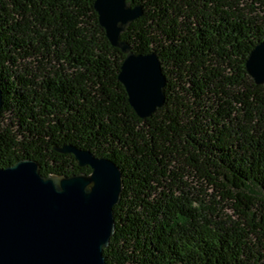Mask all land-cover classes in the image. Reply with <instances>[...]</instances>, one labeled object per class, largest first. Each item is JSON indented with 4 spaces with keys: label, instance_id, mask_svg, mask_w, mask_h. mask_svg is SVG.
<instances>
[{
    "label": "trees",
    "instance_id": "trees-1",
    "mask_svg": "<svg viewBox=\"0 0 264 264\" xmlns=\"http://www.w3.org/2000/svg\"><path fill=\"white\" fill-rule=\"evenodd\" d=\"M127 2L143 14L120 40L155 53L165 76L147 119L94 0H0V167L90 174L64 146L114 162L104 264H264V85L245 68L264 42V0Z\"/></svg>",
    "mask_w": 264,
    "mask_h": 264
},
{
    "label": "water",
    "instance_id": "water-1",
    "mask_svg": "<svg viewBox=\"0 0 264 264\" xmlns=\"http://www.w3.org/2000/svg\"><path fill=\"white\" fill-rule=\"evenodd\" d=\"M98 22L112 47L125 56L118 80L128 103L147 119L165 102V76L155 53L135 54L120 40L142 16L127 0H94ZM245 68L255 85H264V42L250 52ZM0 88V110L3 107ZM71 154L90 174L43 176L36 161L0 167V264H104L103 250L114 234L113 208L120 201L119 167L73 146Z\"/></svg>",
    "mask_w": 264,
    "mask_h": 264
}]
</instances>
